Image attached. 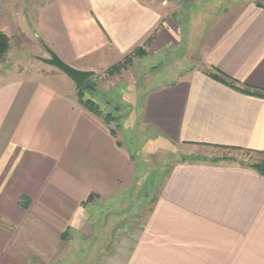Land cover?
<instances>
[{
  "label": "crops",
  "instance_id": "crops-1",
  "mask_svg": "<svg viewBox=\"0 0 264 264\" xmlns=\"http://www.w3.org/2000/svg\"><path fill=\"white\" fill-rule=\"evenodd\" d=\"M37 3L34 17L19 19L0 3V32L35 31L47 53L77 70L106 69L136 49L150 61L178 59L174 79L143 92L150 144L264 153V97L242 91L264 92V0ZM5 74L0 264H77V241L92 245L98 220L109 232L112 218L128 219L97 218L98 210L124 208L136 226L116 227L98 264H264V176L195 158L172 165L151 201L129 199L136 159L75 84L63 73Z\"/></svg>",
  "mask_w": 264,
  "mask_h": 264
},
{
  "label": "rangeland",
  "instance_id": "rangeland-1",
  "mask_svg": "<svg viewBox=\"0 0 264 264\" xmlns=\"http://www.w3.org/2000/svg\"><path fill=\"white\" fill-rule=\"evenodd\" d=\"M37 1L43 4L49 0H0V3L2 6L10 5L19 19L22 17L21 11L27 13L31 18L34 17L38 7ZM11 42L5 61L0 65V78L5 73V75H13L20 71L22 73L38 72L64 76L58 69L42 63L41 60L49 59L50 55L44 49V45L35 31H27L25 35L19 31L12 37ZM177 60V58H170L165 62H160L159 59L150 61L131 53L123 61L111 67L96 70V74L88 81L91 88L84 90L82 95L78 96L83 102L92 103L98 108L100 116L115 129L119 139L124 142V146L136 159L137 173L134 190L129 199L136 195L140 201H151L154 197L153 188L162 185L171 166L185 160L191 161L196 158L210 163L228 162L250 166L262 158L254 152L235 149L158 148L155 144H150L149 139L153 135L150 130L144 129L141 125L143 92L147 84L152 87V85L174 79L179 70ZM189 65L188 62L182 64L183 67ZM116 66H122L121 70L110 74L111 69ZM153 68L156 70L152 71ZM134 198L136 200V197ZM136 206L137 203H135V212L137 211ZM145 210H142L143 218L146 216ZM114 211L99 209L96 216L97 218H100L101 215L103 217L108 215L110 218L127 216L128 219H125L123 224L117 218H112L113 223L108 226L109 232H102L106 223L98 220L99 223L95 225L97 236H95L93 244L89 245V242L85 240L77 241V264H98L102 250L104 252L106 248L112 247L111 244L114 240L111 243L109 235L110 233L116 235V227L124 226L125 231H132L131 229L135 228L136 224L133 223L136 221L127 214L128 208L119 209V213ZM108 244L110 245L108 246Z\"/></svg>",
  "mask_w": 264,
  "mask_h": 264
},
{
  "label": "trees",
  "instance_id": "trees-1",
  "mask_svg": "<svg viewBox=\"0 0 264 264\" xmlns=\"http://www.w3.org/2000/svg\"><path fill=\"white\" fill-rule=\"evenodd\" d=\"M11 40L12 38L8 37L6 34L0 32V65L5 61V57L8 54L10 47H11ZM147 45V44H146ZM149 45V42H148ZM135 55H137L139 58L143 57V53H142V49H136L134 51ZM127 60L129 58H126ZM122 66H116L113 67L111 69V71L109 72L110 74H114V72H117L119 69L121 70ZM212 77L220 82H222L223 84L230 86L232 88H235L237 90H241L239 88H237L236 83L234 80L227 78L225 76H220V75H212ZM90 84L87 82L79 91H78V96H81L83 91L86 89H89ZM244 93L246 94H250L253 96H260V97H264V92L256 90V89H252V88H244L242 90ZM80 101L83 103L84 107L88 110H90L91 112H93L95 115L100 116L99 110L97 107H95L92 103L86 102V101H82L80 99ZM259 156H262L261 159L255 161V163L251 164L250 166H247L251 169H253L254 171L258 172L260 175L264 176V153H255ZM22 205L26 206V201L22 200Z\"/></svg>",
  "mask_w": 264,
  "mask_h": 264
},
{
  "label": "water",
  "instance_id": "water-1",
  "mask_svg": "<svg viewBox=\"0 0 264 264\" xmlns=\"http://www.w3.org/2000/svg\"><path fill=\"white\" fill-rule=\"evenodd\" d=\"M156 1H167V0H156ZM50 54L49 59L41 60L42 63L58 69L60 72L65 74L76 86V90H80L96 72L95 71H81L77 70L65 62H63L54 52L48 50Z\"/></svg>",
  "mask_w": 264,
  "mask_h": 264
}]
</instances>
